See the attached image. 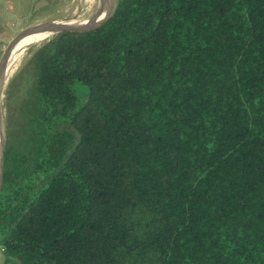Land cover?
I'll return each instance as SVG.
<instances>
[{
	"label": "trees",
	"instance_id": "1",
	"mask_svg": "<svg viewBox=\"0 0 264 264\" xmlns=\"http://www.w3.org/2000/svg\"><path fill=\"white\" fill-rule=\"evenodd\" d=\"M5 93L0 264H264V0H118Z\"/></svg>",
	"mask_w": 264,
	"mask_h": 264
},
{
	"label": "water",
	"instance_id": "2",
	"mask_svg": "<svg viewBox=\"0 0 264 264\" xmlns=\"http://www.w3.org/2000/svg\"><path fill=\"white\" fill-rule=\"evenodd\" d=\"M116 5H117V0H107V6L105 12L96 19L92 21H88L86 23L71 24L63 21V19H55V20H46V21H36L23 25L17 31L12 33L8 38H6V40L1 44L0 67L5 52L15 41L23 37H27L34 34L48 33L50 34L49 37H51L53 34L59 32L75 33V32H82V31L95 29L98 26L105 23L112 16V14L115 11ZM4 86L5 85L0 82V130L2 131V138H3L2 148L0 151V189H1L2 163H3V156L5 152L6 138H7L6 128L2 116V103H3L2 100H3Z\"/></svg>",
	"mask_w": 264,
	"mask_h": 264
},
{
	"label": "rangeland",
	"instance_id": "3",
	"mask_svg": "<svg viewBox=\"0 0 264 264\" xmlns=\"http://www.w3.org/2000/svg\"><path fill=\"white\" fill-rule=\"evenodd\" d=\"M42 2V3H41ZM118 2V0H117ZM41 3V6L39 5ZM94 0H40L35 9L33 11H29L28 15L26 13V17L23 19H19L18 23L12 24V31L7 32L3 37L1 38V42L4 41V39L10 35L11 33H14L17 31L20 27H22L25 24L36 22V21H46V20H55V19H70L75 17H81L88 13H90L93 10ZM88 11V13H87ZM84 14V15H83ZM19 26V27H18ZM7 30V29H6ZM47 39V38H46ZM45 40V39H44ZM42 40V41H44ZM41 41V42H42ZM39 42V43H41ZM39 43L34 44L35 46ZM34 45L29 46L20 59L18 60L15 68L18 70L19 67L22 65V63L27 59L31 49ZM21 62V63H20ZM14 68V69H15ZM13 69L11 76L9 77L8 81L6 82L4 86V93H3V100H2V116H3V122L5 125V108H4V100H5V92L8 85V82L12 78V76L17 72ZM76 92L79 95V85L75 86ZM6 128V126H5ZM0 262H1V250H0Z\"/></svg>",
	"mask_w": 264,
	"mask_h": 264
},
{
	"label": "bare ground",
	"instance_id": "4",
	"mask_svg": "<svg viewBox=\"0 0 264 264\" xmlns=\"http://www.w3.org/2000/svg\"><path fill=\"white\" fill-rule=\"evenodd\" d=\"M92 6H93V10L90 13H88L87 11L88 14L86 15L83 14L84 16L75 17V18L73 17L70 19H63V21L71 24L86 23L88 21H92L105 12L107 6V0H94V4ZM49 36L50 34L48 33L34 34L27 37H23L15 41L7 49V51L5 52L2 58L1 67H0V73H1L0 82L3 83L4 85L6 84L18 60L29 46L39 43L42 40L48 38ZM2 141H3L2 131L0 130V151L2 148Z\"/></svg>",
	"mask_w": 264,
	"mask_h": 264
},
{
	"label": "crops",
	"instance_id": "5",
	"mask_svg": "<svg viewBox=\"0 0 264 264\" xmlns=\"http://www.w3.org/2000/svg\"><path fill=\"white\" fill-rule=\"evenodd\" d=\"M33 1L37 4L40 0H0V40L3 35L12 31L11 27L13 23H18L19 19H24L28 15L29 11H33V9H35L36 6L31 7V3ZM4 41H0V46Z\"/></svg>",
	"mask_w": 264,
	"mask_h": 264
}]
</instances>
